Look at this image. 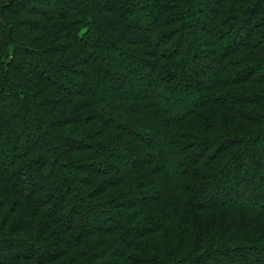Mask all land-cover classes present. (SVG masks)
I'll list each match as a JSON object with an SVG mask.
<instances>
[{
  "label": "trees",
  "instance_id": "obj_1",
  "mask_svg": "<svg viewBox=\"0 0 264 264\" xmlns=\"http://www.w3.org/2000/svg\"><path fill=\"white\" fill-rule=\"evenodd\" d=\"M133 1L0 0V264H264V0Z\"/></svg>",
  "mask_w": 264,
  "mask_h": 264
},
{
  "label": "rangeland",
  "instance_id": "obj_2",
  "mask_svg": "<svg viewBox=\"0 0 264 264\" xmlns=\"http://www.w3.org/2000/svg\"><path fill=\"white\" fill-rule=\"evenodd\" d=\"M137 1L136 0H134L133 1V3H136ZM33 5V4H32ZM35 6V5H34ZM1 7H2V3H0V9H1ZM28 8V5H26V6H24V7H20V9H21V11H26V10H28L27 9ZM195 11V10H194ZM134 13V12H133ZM136 13V12H135ZM133 16V17H132ZM129 18H137V19H135V21H136V23L139 25V26H142V28H143V26H145V23H146V18L144 17V15H139V13L138 14H133V15H128V16H122L120 19L122 20V21H127V19H129ZM250 20V19H249ZM241 22V21H240ZM250 21H248V22H246L245 20H243L242 22H241V24L240 25H242V28H244V30H245V32L246 31H248L247 30V27H248V23H249ZM237 31L238 30H236V33H237ZM243 34H245V33H238L237 34V37H236V40H237V42H239V43H242L244 40H242V36H243ZM247 34V33H246ZM249 38L248 39H254V38H257L258 36H251V35H249L248 36ZM189 38L190 39H193V41L195 42V44H197L198 42H200V40H201V34H200V32L198 31V33L196 32V33H194V34H192V36H189ZM229 40V39H228ZM215 42H216V40H215ZM185 43V44H184ZM183 43V45L184 46H186L187 45V43H188V39H185V42ZM116 59H117V61H118V63H119V61H121V60H123V62L124 63H128L127 62V60H125V57H119L118 55H116ZM122 63V62H121ZM38 64L40 65V70L42 71L43 70V72H44V76L47 74V67H46V65L44 64V62L43 61H38ZM115 64H117L116 62H115ZM102 66H103V63H102ZM105 67V66H104ZM106 68V67H105ZM181 72H183V69L182 68H180L179 70H178V73L176 74L177 76H179V74L181 73ZM208 77L205 75V77H200L201 78V81L202 82H204L205 81V84H207L208 83V81H209V79L211 78L210 76L212 75V72L210 71V72H208ZM111 77V81L112 82H118V80H116V77L113 75H111L110 76ZM198 79H199V77H198ZM200 83V82H199ZM127 83L125 82V83H123V82H121L120 83V91L118 92L117 91V95L118 96H125L126 94H130L131 93V88L130 87H128L127 85H126ZM195 87L197 88V89H199V90H202L203 89V85H200V84H196L195 85ZM69 88H70V90H72V88H71V86H69ZM103 95H104V93H103ZM11 102H13V101H8V100H0V104H1V108L2 109H4V108H7L8 109V105L11 103ZM12 104V106H13V109H16L17 107H18V104L17 103H11ZM11 106V107H12ZM119 114H116V116H118ZM119 117V116H118ZM24 134H23V136H21V137H18V138H15V143H16V148H18V150L17 151H20V150H22L23 149V144L24 143H26L28 146H31V145H36V144H38L39 142H40V138H38V136H37V132L36 131H34L33 129H32V127L30 126V125H28V124H24ZM28 134V139L29 140H27L26 139V135ZM13 141V142H14ZM150 142V144L153 146V147H155V148H158L159 146H160V138L158 137V135L157 136H154V138L153 139H151V141H149ZM260 148H262L261 147V145H260ZM251 149H252V152H253V150H256L255 148H253V147H251ZM249 155L250 154H245V157H246V161L248 162V160H249ZM2 156H4V154L2 155V154H0V160L2 159ZM244 156V155H243ZM47 161H48V166H50L49 164H51L52 165V159L51 158H48L47 159ZM121 161H124V160H121ZM264 165V164H263ZM55 166V165H54ZM54 166L52 165V166H50L51 168H54ZM113 166V168H115V164H113L112 165ZM56 167V166H55ZM104 168H107L106 166L104 167ZM55 169V168H54ZM117 170H119V171H121L122 169H123V165H121V164H117V168H116ZM249 170H251L252 168L250 167V168H248ZM42 173V171L40 172H37L36 173V176H38L39 174H41ZM33 175H35V174H33ZM35 176V177H36ZM32 177H34V176H32ZM33 178V182L35 183V186H38L39 184H41V180H40V178L39 177H37V178ZM262 183H264V182H262ZM261 183V184H262ZM251 187H253V186H251ZM24 187H23V185H20V187H19V190H21V191H23L22 189H23ZM250 188V187H249ZM253 188H255V187H253ZM250 189H252V188H250ZM257 195H258V192H255V194H252V195H250L249 196V198L251 199L250 201L253 203V205H251V206H253L254 208H259L258 206H259V203H258V201H257V204L256 205H254V202H256V200H257ZM56 201L58 202L59 201V199L57 198L56 199ZM60 202V201H59ZM82 206H79V208H78V214H77V216H75V218H76V221L78 222V219H80V218H82V215H80V214H82ZM75 221V222H76ZM1 251H0V255H1V257L2 258H4L5 259V257H6V253L8 252L7 250H5V249H0ZM251 260H250V264H260L259 262L260 261H258V262H253L252 261V257L250 258Z\"/></svg>",
  "mask_w": 264,
  "mask_h": 264
}]
</instances>
